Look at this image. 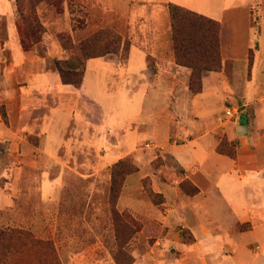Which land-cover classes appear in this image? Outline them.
Segmentation results:
<instances>
[{"label": "rangeland", "instance_id": "1", "mask_svg": "<svg viewBox=\"0 0 264 264\" xmlns=\"http://www.w3.org/2000/svg\"><path fill=\"white\" fill-rule=\"evenodd\" d=\"M256 2L204 0L202 8L220 23L222 68L203 73V80L208 77L206 91L198 101L207 110L197 114V102L183 97L184 90L187 96H196L188 87L191 70L174 63L167 0H45L36 6L29 0H0V229L29 232L34 241L56 248L54 257L46 250L43 257L37 249L28 255L2 252L0 264H52L53 260L57 264H264V249L258 247L264 244V227L259 226L264 222V183L244 188L257 228L229 234L235 217L228 202L216 200L220 195L213 185L200 197L208 208H201L194 200L200 188L193 181L200 164L190 169L169 149V144H177L188 160L189 148L182 145L193 125L197 127L194 138L202 137L205 144L208 139L213 154L235 160L240 146L237 128L242 122L229 123L226 109L234 106L250 116L264 112V107L258 109L264 105L258 102L264 94V21L260 23L264 14ZM20 13L42 24L39 42L28 49L21 47L32 52L33 59H41L43 66L29 64L23 70L10 66L7 26L11 19L21 44ZM102 29L126 38L132 50L127 58L108 54L89 59L88 65L86 61L83 86L88 87L91 100L77 94L78 90L74 93L71 86L65 89L68 99L56 105L45 97L25 94V70L36 72L49 64L50 70L57 71V60L81 55L79 42ZM48 37L60 44L62 53L49 51ZM145 53L148 71L153 76L163 71L162 79L142 76L140 83ZM254 54L259 67L250 81ZM108 57L114 60L103 59ZM56 77L61 81L59 74ZM164 79L176 94L170 108L163 101L168 91ZM37 105L50 111H33ZM21 117L34 118L33 126L44 127L46 142L40 132L25 131V124L19 125ZM18 129L22 132L16 135ZM212 158H207L210 164ZM124 163L133 172L118 177L120 191L111 195L112 178L124 170ZM210 172L216 176L217 167ZM235 196V202H240ZM214 201L213 216L208 209ZM258 209L263 213L256 214ZM122 214L132 223L126 231L116 223ZM250 228V224H238L236 229ZM227 239L233 245L249 244L241 263L233 259L230 245L222 247ZM117 243H127L124 252H118ZM195 243L204 244V261L196 258Z\"/></svg>", "mask_w": 264, "mask_h": 264}, {"label": "crops", "instance_id": "2", "mask_svg": "<svg viewBox=\"0 0 264 264\" xmlns=\"http://www.w3.org/2000/svg\"><path fill=\"white\" fill-rule=\"evenodd\" d=\"M167 1L184 6L197 13L207 15L209 17L211 16V18L213 17L212 15L208 14V12L204 10V8H202L204 0H167ZM256 1L257 2L255 5H259L261 3L259 6V9L264 14V0H256ZM7 3L9 4V2ZM9 10L11 9L3 10V11L4 13H6ZM262 21H264V15L261 17L260 23ZM257 24L259 25V22H257ZM7 27H8V32H7V37H6V47L10 51V54L13 59L10 62L11 68H13L14 70L15 69L23 70L29 64H39V66H43L41 59L38 60L35 57L33 59V56L30 57L31 55H33L32 52L25 51L22 49L20 40L18 37V31H17L16 25L11 21V19H9ZM46 41L48 43L49 51L52 50L53 52L55 49H58L56 53H60V51L62 53V49L60 48V44L58 42H56L55 40H52L50 37H48ZM52 52H51V55H52ZM130 55H131V52H130ZM143 55L145 57L143 56L141 57V59L143 58L144 61L141 64L142 67L140 68V70L143 69L140 71V83H142V81L144 80L142 76H147L150 80H153V79L159 80L160 78L162 79V76H164L163 71L159 70L158 74H155L154 76L152 75V73L148 71V66H147L148 65L147 63L148 55L147 53ZM17 57H19L18 60L16 59ZM103 59L104 60L109 59L110 61L114 60L109 57L103 58ZM129 59H130V56H129ZM89 61L90 60L87 61V65ZM255 63H256V55L254 54V65L252 67V79L250 81H252L255 78L253 73L254 71H256V67H259L258 65L259 63H257V66H255ZM87 65H86V68H87ZM44 67L46 68L43 69V67H41L40 70L36 72H33L28 69L25 70L26 74L24 75L23 79L27 81L28 83V86L25 87L26 88L25 90L27 92L25 94L28 95V97L34 96V95L38 97L42 96V97L47 98L49 102H54L56 105L57 103H59V101L65 100L66 97L68 99V96H65L66 95L65 89L67 86H71L72 88L70 89L74 90V93H76V90H78L77 94H80L88 98L89 100L92 99V94L90 93L88 87L83 86V82L80 88H75L72 85L64 86V84L62 83L58 84V82H61V81H58L56 77L58 75V72L56 70L55 71L52 69L50 70L51 66L49 64L44 65ZM121 67L126 69L129 72L130 76L134 75V73L131 70L127 69V64H123L121 65ZM177 70H181V68L178 67ZM136 72H139V71H136ZM213 74H216V73H213ZM84 78H85V74H84ZM207 78L208 77H204V80H203L204 87H203L202 93L197 94L196 96L190 97V96H187L188 94L187 90L183 91V97L187 101L189 100L192 103L197 102V108L194 110V113H197V114H203V112L207 110L203 106H199V101H198L202 99L203 94H205V91H206L205 80ZM126 79H129V78L127 77ZM164 81L167 84L168 91L165 93V99L163 101L167 103L165 107L170 108V104H172V102L175 101L176 94L174 95V89L172 88V86L165 79ZM256 85H258V83H256ZM47 86H51V88H47ZM122 87L124 88L126 86L123 85ZM133 87H132L133 89H137L138 85H135V86L133 85ZM185 88H186V85H185ZM29 89L31 90V93H28ZM116 89L117 88H114V89L112 88V91L114 93H117L118 90ZM141 91L142 89H140V92ZM147 91L148 90L144 91L143 98L147 97L148 95ZM258 102L260 104L262 103L264 104V94H263V97L259 98ZM33 107L34 106H31L29 107V109H32ZM262 107H264V105H261L260 107H258V109L261 110ZM22 109L24 110V108ZM43 109H45V112L50 111L48 108L43 107V106L39 107L38 105L36 108H34L33 111L38 112L39 110H43ZM258 111H254V116H250L242 112V116L243 115L246 116L247 123L244 124L241 118L242 124H240L237 128L240 134V146H238L237 148V157L235 160L227 159L226 157L218 155L216 153L213 154L212 153L213 146L209 145L208 139L205 144L204 140H202V137H200V139L194 138L195 136H194V133L192 132L194 130H197V127L193 125L189 127V130L185 129V131L187 132L188 130L189 133L187 134L186 144L182 145L185 148L187 146L189 148L190 158L188 160L184 158L185 156L182 152L183 150L180 149L179 151L180 146H178L175 143L169 144L170 151L173 152V154L177 157L179 161H182V162L184 161V164L188 165V168L196 166V164L197 165L200 164L199 167L197 168L198 171L196 170L197 173L193 172L195 173V176H196V177L194 176L195 179H193V181L200 188V192L198 195L194 197V200L195 202H198L201 208L203 209L208 208L204 206L203 202L200 201L201 199L200 197H203V194H205L206 191L208 192L210 188L213 187V185L217 187L219 195H220V197L216 200L217 201L220 200L222 202H228V208L235 217L232 228L228 229L229 234L232 233V235L238 232L243 233V232L251 231V230L254 231L257 228V225L254 222H252V219H251V207L247 206V203H246L247 195H245L244 193V190H245L244 188L246 187L251 188L252 185H254L253 187H255L256 184L258 185V183H261V182L264 183V112H261V111L258 112ZM24 121L25 120L21 117V120H19V125H21V123H24L25 131L30 132V130H33L34 133L40 132L42 135H44L43 141L46 142L48 133L44 127L33 126L32 122L34 121V118L26 120L27 122L26 121L24 122ZM243 124L246 125L245 128H243L242 126ZM203 127H205V125ZM19 132L21 133L22 130L18 129L15 134L18 135ZM207 144L208 146L205 147V145ZM165 146L166 145L164 144L161 145V147H165ZM247 156H249L251 159L246 160ZM208 157L210 158L214 157L211 159V164L207 161ZM222 165L224 166L222 167ZM212 167H217L218 174L216 176H213L210 172ZM233 193L234 195L236 194L238 196V198L241 200L240 202H235L236 199L232 197ZM228 194L231 197L228 196ZM210 195H213V194H210ZM244 198L245 200L243 201ZM216 203L217 202L215 203L212 202L213 207L211 209H208L209 212H212L211 214L213 216L215 215V204ZM232 208H234V211L232 210ZM253 210L254 209L252 208V211ZM255 212L256 214H260L262 211L261 209H258V210H255ZM238 224H250L251 228L249 230H244V231L237 230L236 228L238 227ZM259 224H260L259 226L264 227V222L259 223ZM219 226L221 227V233L224 232V229H222V226L221 225ZM229 234L227 237H229ZM222 241L223 243L226 242L223 244L222 246L223 248H226L225 247L226 245H230L232 249L231 255L233 256V259L235 261H239L241 263L242 257L247 258L248 256L247 247L249 246V244L237 243L233 245V242H230L229 239L222 240ZM195 244H197V246L199 247V251L196 253L198 254L196 258H198V260L204 261V257H203V254H205V250L203 251V248L205 247L204 244L203 243H195ZM258 247L260 249L259 251H262L264 249V244L262 246L258 244Z\"/></svg>", "mask_w": 264, "mask_h": 264}, {"label": "trees", "instance_id": "3", "mask_svg": "<svg viewBox=\"0 0 264 264\" xmlns=\"http://www.w3.org/2000/svg\"><path fill=\"white\" fill-rule=\"evenodd\" d=\"M45 0H29L30 5ZM171 45L174 63L191 70L188 79V87L193 95L203 91V73L218 72L222 68L220 47V23L207 15L197 13L179 4L169 2L167 4ZM23 21V38L21 45L28 49L32 44L39 42L37 34L42 27L36 17L24 16L20 13ZM66 42V39H61ZM78 50L81 55L73 56L65 61H56V68L60 80L64 85H72L79 88L83 82L86 61L92 58L113 54L119 58H127L131 50L130 41L111 29H102L92 34L86 40L79 42ZM64 65L67 67L64 68ZM252 66V63H251ZM252 68V67H251ZM236 155L233 154L232 158ZM236 158V157H235ZM234 158V159H235ZM125 162V161H124ZM123 162L120 163V165ZM124 172H116L112 178L110 194H118L121 179L124 175L132 173V169L124 163ZM114 196V200H116ZM116 223L124 226L125 231L132 227L131 220L125 215H117ZM31 240L33 243H27ZM33 236L26 231L0 229V253L14 255L22 253L28 255L32 250L45 256V250L49 256L56 255V248L52 243L34 241ZM127 243H117L118 252L125 251ZM52 264H57L53 260Z\"/></svg>", "mask_w": 264, "mask_h": 264}, {"label": "built area", "instance_id": "4", "mask_svg": "<svg viewBox=\"0 0 264 264\" xmlns=\"http://www.w3.org/2000/svg\"><path fill=\"white\" fill-rule=\"evenodd\" d=\"M226 117L228 118L229 123H235L237 124L238 122L241 121L242 118V113L239 111L237 107H228L226 109Z\"/></svg>", "mask_w": 264, "mask_h": 264}, {"label": "water", "instance_id": "5", "mask_svg": "<svg viewBox=\"0 0 264 264\" xmlns=\"http://www.w3.org/2000/svg\"><path fill=\"white\" fill-rule=\"evenodd\" d=\"M242 121H243L244 124L247 123V120H246V116L245 115L242 116Z\"/></svg>", "mask_w": 264, "mask_h": 264}]
</instances>
